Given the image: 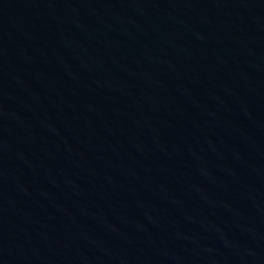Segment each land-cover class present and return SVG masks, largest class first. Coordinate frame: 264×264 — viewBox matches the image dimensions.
Here are the masks:
<instances>
[{"label": "water", "instance_id": "1", "mask_svg": "<svg viewBox=\"0 0 264 264\" xmlns=\"http://www.w3.org/2000/svg\"><path fill=\"white\" fill-rule=\"evenodd\" d=\"M0 264H264V0H0Z\"/></svg>", "mask_w": 264, "mask_h": 264}]
</instances>
